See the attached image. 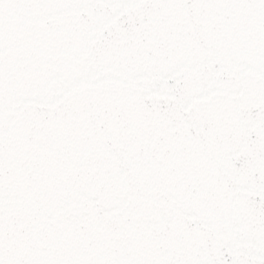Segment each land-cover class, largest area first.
Masks as SVG:
<instances>
[{"label":"snow or ice","instance_id":"6c2138e0","mask_svg":"<svg viewBox=\"0 0 264 264\" xmlns=\"http://www.w3.org/2000/svg\"><path fill=\"white\" fill-rule=\"evenodd\" d=\"M0 264H264V0H0Z\"/></svg>","mask_w":264,"mask_h":264}]
</instances>
